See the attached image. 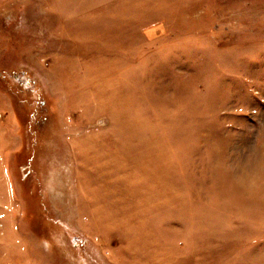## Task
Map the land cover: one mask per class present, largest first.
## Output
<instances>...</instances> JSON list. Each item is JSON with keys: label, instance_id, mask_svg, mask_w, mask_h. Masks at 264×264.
<instances>
[{"label": "rangeland", "instance_id": "rangeland-1", "mask_svg": "<svg viewBox=\"0 0 264 264\" xmlns=\"http://www.w3.org/2000/svg\"><path fill=\"white\" fill-rule=\"evenodd\" d=\"M0 264H264V0H0Z\"/></svg>", "mask_w": 264, "mask_h": 264}]
</instances>
